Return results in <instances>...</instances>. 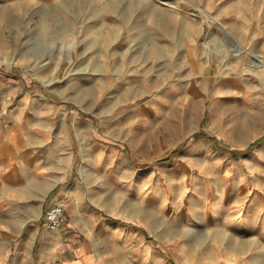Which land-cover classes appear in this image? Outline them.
<instances>
[{
  "label": "rangeland",
  "instance_id": "374dc122",
  "mask_svg": "<svg viewBox=\"0 0 264 264\" xmlns=\"http://www.w3.org/2000/svg\"><path fill=\"white\" fill-rule=\"evenodd\" d=\"M2 74L105 264H264V141L196 136L264 135V0H0Z\"/></svg>",
  "mask_w": 264,
  "mask_h": 264
},
{
  "label": "crops",
  "instance_id": "0c3cea01",
  "mask_svg": "<svg viewBox=\"0 0 264 264\" xmlns=\"http://www.w3.org/2000/svg\"><path fill=\"white\" fill-rule=\"evenodd\" d=\"M6 77L0 75L1 97L6 95L7 88L13 87ZM7 83L9 87H5ZM44 147L48 149L43 150ZM71 173L72 159L54 155L52 135L46 129H28L27 120L21 115L6 125L0 102V264L105 262L99 255L103 251L92 244L95 229L90 216L74 214L55 232L43 224L45 208L63 203L59 199L60 186ZM39 214L43 229L29 224Z\"/></svg>",
  "mask_w": 264,
  "mask_h": 264
},
{
  "label": "built area",
  "instance_id": "2783aa9c",
  "mask_svg": "<svg viewBox=\"0 0 264 264\" xmlns=\"http://www.w3.org/2000/svg\"><path fill=\"white\" fill-rule=\"evenodd\" d=\"M43 224L49 231L60 230L67 223L66 209L63 203H55L45 208L43 212Z\"/></svg>",
  "mask_w": 264,
  "mask_h": 264
},
{
  "label": "trees",
  "instance_id": "16d2710c",
  "mask_svg": "<svg viewBox=\"0 0 264 264\" xmlns=\"http://www.w3.org/2000/svg\"><path fill=\"white\" fill-rule=\"evenodd\" d=\"M197 137H200V136H206L209 140V142L215 146L216 148H218L220 151L222 152H231L233 153L234 155L236 156H245L247 155L248 153H250L253 148H255L256 146L260 145L263 141H264V135L259 138L258 140H256L255 142L251 143L248 147H246L245 149H242V150H229L228 147L224 146L221 144L220 141H218L217 138L215 137H211L209 135H206V133L202 130L200 131L199 133L196 134Z\"/></svg>",
  "mask_w": 264,
  "mask_h": 264
},
{
  "label": "bare ground",
  "instance_id": "6f19581e",
  "mask_svg": "<svg viewBox=\"0 0 264 264\" xmlns=\"http://www.w3.org/2000/svg\"><path fill=\"white\" fill-rule=\"evenodd\" d=\"M221 209H222V207H219V208H218V211L221 210Z\"/></svg>",
  "mask_w": 264,
  "mask_h": 264
}]
</instances>
